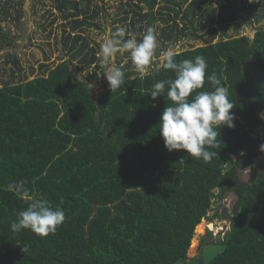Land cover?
Masks as SVG:
<instances>
[{"label":"trees","instance_id":"16d2710c","mask_svg":"<svg viewBox=\"0 0 264 264\" xmlns=\"http://www.w3.org/2000/svg\"><path fill=\"white\" fill-rule=\"evenodd\" d=\"M56 1L72 18L65 36L72 59L42 64L33 79L23 77L16 54L8 53L13 72L0 62V264H206L201 254L190 258L188 251L214 200L228 192L237 197L231 228L209 264H264V178L241 177L263 153L264 27L253 38L220 32L236 19L235 0H170L167 12H160L162 35L171 46L185 38L203 40L176 52L177 62L203 56L207 72L222 80L236 105L235 127L220 129V147L211 149L217 155L204 162L184 150L167 151L160 135L161 113L173 102L166 94H150L174 73L160 67L141 76L125 66L124 84L96 99L73 70L75 60L80 69L97 60L84 36L86 27L96 25L93 16L80 0ZM161 1L135 3L138 40L145 33L136 21H155ZM247 1L254 7L260 0ZM1 7L9 14L10 5ZM3 30L0 19V45H10ZM212 88L206 79L196 91ZM19 181L31 197L63 210L54 233L12 231L11 222L29 203L7 188Z\"/></svg>","mask_w":264,"mask_h":264},{"label":"rangeland","instance_id":"374dc122","mask_svg":"<svg viewBox=\"0 0 264 264\" xmlns=\"http://www.w3.org/2000/svg\"><path fill=\"white\" fill-rule=\"evenodd\" d=\"M84 9H89L88 14L92 15V21L96 24L86 27L84 36L90 42V46L96 52L97 60L89 68H81L79 60L74 62V73L83 79L89 86L96 97L99 99L109 88V84L105 78L104 71L107 65L102 63L100 56L101 44L108 38L112 37L117 29L124 28L126 35L122 39H128L130 36L137 38V33L132 25L135 17L134 10L136 4L140 0H80ZM91 1V3H89ZM170 0H162L156 7L158 10L157 18L148 24L145 21H136L135 24L144 25L143 32L151 27L155 29L158 47L154 54L148 73L156 71L161 67L162 53L173 48L175 52L188 49L193 46L203 45V40L194 38H185L170 45L162 35L163 22L160 20V12H167L165 6L169 5ZM237 1V2H235ZM237 7L236 19L226 21L220 28L222 32L225 28L227 36H249L253 38L259 28L264 27V0L257 1L254 7L253 3L247 0H235ZM259 2V3H258ZM10 5L9 14L3 12L1 6ZM0 19L3 33L10 38V45L3 43L0 45V62L7 71L13 72L16 68L9 61V54H16L23 66L22 75L28 79H33L41 75V65L46 63L50 67L57 65L63 60L72 59L68 53L67 41L65 36L71 32L72 27L70 19L66 18L57 8L56 0H0ZM174 5V3H172ZM12 5V6H11ZM145 10L149 9L146 3H142ZM185 8L186 5H183ZM21 9V18L19 10ZM97 12V15H95ZM83 16H80L82 18ZM225 19L228 15L224 14ZM181 23L183 22L179 18ZM196 20V19H195ZM201 24V26H200ZM199 23L200 33L205 30ZM74 34V33H73ZM138 39V38H137ZM219 40V37L215 41ZM117 67L130 66L135 69L131 55L128 51L121 50L116 53L114 60L110 61ZM264 115V113H263ZM264 128V127H263ZM263 154H264V150ZM254 175V169H242L241 177L247 182H251ZM236 194L228 192L222 199L214 200L212 210L209 212V219H204L196 228V233L188 251L190 258L200 257L202 246L207 243L214 242L216 236L222 233L225 236L227 230L231 228V217L234 214L233 207L236 202ZM227 210V217L224 212ZM216 215V216H214ZM208 226V227H207ZM211 232V234L209 233ZM203 236L207 238L203 243ZM202 243H201V242ZM200 242V243H199Z\"/></svg>","mask_w":264,"mask_h":264},{"label":"clouds","instance_id":"9594fccd","mask_svg":"<svg viewBox=\"0 0 264 264\" xmlns=\"http://www.w3.org/2000/svg\"><path fill=\"white\" fill-rule=\"evenodd\" d=\"M125 35V29L121 27L100 47L102 63L107 65L103 75L111 92L118 90L125 82L124 71L110 63L117 52L128 51L136 71L146 76L158 47L154 28L149 27L139 40L135 36L122 39ZM161 67L171 70L174 78L156 82L150 95L156 99L166 94L173 102L164 108L159 122V132L166 150H184L191 157L209 162L217 155L211 149L219 148L222 142L221 139L217 140L220 129L224 126L235 127L232 110L236 105L229 99L228 88L215 73L207 72L208 64L203 56L177 62L175 50L169 48L162 53ZM206 79L213 86L212 90L196 91L203 89ZM261 149L264 150V145ZM7 188L29 201L27 207L18 212L16 220L11 222L13 232L28 229L47 236L63 223V210L51 207L46 199L31 197L23 181L9 183ZM23 251L26 249L23 248Z\"/></svg>","mask_w":264,"mask_h":264},{"label":"water","instance_id":"95a60500","mask_svg":"<svg viewBox=\"0 0 264 264\" xmlns=\"http://www.w3.org/2000/svg\"><path fill=\"white\" fill-rule=\"evenodd\" d=\"M236 158V156H234ZM255 162L257 165L256 172L254 173L255 177L264 178V154L256 156ZM227 210L224 212V216L227 217ZM224 249V236L222 233H219L216 236V242H211L204 244L201 250V257L203 258L206 264L212 262Z\"/></svg>","mask_w":264,"mask_h":264},{"label":"flooded vegetation","instance_id":"af4514ba","mask_svg":"<svg viewBox=\"0 0 264 264\" xmlns=\"http://www.w3.org/2000/svg\"><path fill=\"white\" fill-rule=\"evenodd\" d=\"M256 169H257V166H256V168H254V173L256 172ZM208 227V226H207ZM203 237H205V236H203ZM201 242V241H200ZM199 242V243H200ZM208 242V241H207ZM214 242H216V239H215V241ZM202 243V242H201Z\"/></svg>","mask_w":264,"mask_h":264}]
</instances>
